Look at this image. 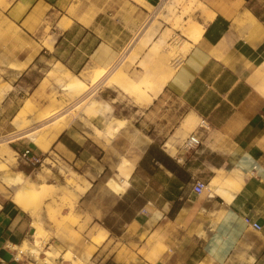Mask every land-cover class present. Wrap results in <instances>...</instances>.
Returning <instances> with one entry per match:
<instances>
[{
    "label": "crops",
    "instance_id": "obj_1",
    "mask_svg": "<svg viewBox=\"0 0 264 264\" xmlns=\"http://www.w3.org/2000/svg\"><path fill=\"white\" fill-rule=\"evenodd\" d=\"M199 1L214 16L206 19L201 12L203 33L197 43L172 67L164 64L166 74L158 85L159 70L135 79L140 88L146 81L151 84L150 102L137 100L146 111H169L168 101L176 100L185 110L183 120L191 114L209 127L197 124L194 130L181 122L178 134L192 130L196 142L174 147L162 136L146 139L125 187L120 192L105 189L96 197L90 195L93 183L107 168L82 160L91 139L79 141L66 132L62 141L59 137L51 143L69 168L85 164L97 176L87 178L90 186L78 205L81 222H87L84 234L92 232L90 244L100 229L106 232L100 245L92 244V264H264V19L253 0ZM154 4L0 0V76L12 79L35 63L50 61L56 65L50 71L54 81L61 69L74 77L94 64L106 70L143 41L148 42L146 54L163 42V31L148 35L145 28ZM54 87L64 93L57 81ZM214 178L228 192L234 185L237 192L230 201L207 188ZM197 182L207 186L201 193L194 192ZM245 217L261 229L248 226ZM34 233L28 212L0 194V264L32 263L31 256L18 258L15 247L31 242ZM155 233L167 249L148 260L139 250ZM51 242L61 253V264H70L63 256L71 245L54 237Z\"/></svg>",
    "mask_w": 264,
    "mask_h": 264
},
{
    "label": "rangeland",
    "instance_id": "obj_2",
    "mask_svg": "<svg viewBox=\"0 0 264 264\" xmlns=\"http://www.w3.org/2000/svg\"><path fill=\"white\" fill-rule=\"evenodd\" d=\"M154 1L155 6L152 15L145 28L149 31L148 35L150 33L155 35L156 32L163 31L162 34H159L163 42L154 44L144 54V51L147 50L148 42L143 41L141 44L126 50L116 61L121 63L115 62L113 64L114 66L118 64L116 71L123 72L126 80H133L129 82L132 84V87H129L130 94L118 91L117 84L113 78L108 85L101 86L98 90L96 89L100 97L99 101L103 104L108 103L111 106L113 118L116 124L120 125L113 134L104 133L102 121L93 119L90 114L87 115L89 119L91 118L89 126L84 124L83 121L77 120L78 118L73 117L81 103H76L79 98L76 101H72V98L65 92L62 94L57 93L54 86L56 81L60 85V79L56 81L52 79L53 73H50V71L56 66L52 64V61H50V65L45 62L35 63L33 68H31L32 70L24 71L21 75L12 79L0 76V143H2L3 139L9 141L5 145H0L1 199L14 200L18 194L14 177L19 176V171L23 174L25 173L24 175H30L29 181L35 176L45 175L48 182L47 186L42 190L43 192L41 191L40 194L36 195L35 200L30 203L32 209L28 214L32 218L35 233L33 240L26 242L25 246L35 245L39 248V251L37 254L34 251H31L32 253H23L33 259V262L28 264L62 263V260H59L61 258L60 251L52 242L49 243L51 237L56 240H63L71 245L63 256V261L65 260L70 264H92L91 257L95 250L92 244L100 245L106 237V232L100 229L99 237L92 238L90 240L92 244L89 243L88 240L92 232L88 231L87 235L84 234L87 222H81L78 207L79 197L87 191L86 189L83 192L88 184L87 178L93 179L97 176L87 172L85 164H81V167H75V171L81 177L74 178V180L70 179L71 171L74 170L69 168L62 160L56 143L50 145L44 151L37 148L29 138L16 139L21 131L31 125L29 120L37 119L40 112L44 110L48 100L53 99L65 105L62 113L58 114L63 115L69 109L72 111L65 117L70 120V124L64 133L69 132L79 141H84V138L89 139V141L91 139L90 142H86V151L82 160L84 162L91 161L94 164L98 161L100 164H98L99 170L102 169V166L107 168V171L97 178L96 183H93L94 187L91 190V197H96L99 192L108 188L113 189L115 192H120L117 184L121 183L122 177L128 178L132 163H135L146 139L162 136L172 143L174 147H181L185 145L188 138L195 136L196 132H192V130L178 134L177 130L184 118L185 110L176 100L170 99L168 101V105L172 106L171 110L168 109L169 111H166L163 109L150 113V111H146L147 107L144 103H141L142 101H137L138 97L134 88L140 87L135 80L138 76L145 73L151 74L156 70L160 71L156 78L158 85L161 78L166 74L161 69L164 64L172 67L174 62H179L189 52L186 53L184 50L186 44L184 42H194L184 30L192 22L201 23L203 14L200 7H203V3L199 0L194 2L193 0ZM175 1L177 3L180 2L177 4ZM251 4L255 10L263 14L264 0H253ZM262 14H259V16L264 19V14ZM167 27H170V29ZM167 38L172 39L170 44L166 43L165 40ZM6 53L9 54L8 51ZM139 58H142L141 62H138ZM95 66L98 65L94 64L92 68L87 67L78 73L75 79L67 77L68 79L65 78L64 80L69 81L70 87L77 81H83L86 86H92L91 89H93L97 83H91L87 80ZM109 69H106V71L111 72L112 68ZM108 75L109 73L105 74L102 71L99 77L102 80ZM85 88L88 89V87ZM91 89L87 90L86 93ZM96 90H91V95ZM27 101L33 104L34 111L28 109ZM197 135H199V132ZM8 137L11 139H8ZM96 144L99 145V148L95 146ZM26 149L31 150L32 157L40 161L38 163L35 162V164L23 163L18 157V153ZM14 173L17 174L13 176ZM110 180H113V183H110ZM31 211L33 212L31 213ZM35 219H37V222H34ZM36 223L37 225L35 226ZM159 239L161 238H159L158 233L153 234L147 241L146 246L139 250V254L143 257L145 256L148 260H153L157 253L163 254L167 248L161 245Z\"/></svg>",
    "mask_w": 264,
    "mask_h": 264
},
{
    "label": "bare ground",
    "instance_id": "obj_3",
    "mask_svg": "<svg viewBox=\"0 0 264 264\" xmlns=\"http://www.w3.org/2000/svg\"><path fill=\"white\" fill-rule=\"evenodd\" d=\"M194 1H196V0H193V2ZM10 3H11V1H10ZM171 6H173V5H171ZM191 8H193V7H191ZM195 10H197V9H195ZM200 10L206 16L207 19H211L214 16L213 13L208 12L206 10V8H204V7H200ZM168 15H170V14L168 13ZM184 31L192 39V41L194 43H196L200 39V37L203 33V26L197 22H192L186 27V30H184ZM184 43H186L185 49H184L186 52H188L189 49L194 44V43H190L188 41H185ZM116 63H118V62H116ZM119 63H121V62L119 61ZM118 64H116L115 66L112 65V67H111L112 69L110 68L111 72H107L108 70L107 71L103 70L99 66L94 67L92 74H90L88 76V80L91 83H97V85L93 88L94 90H96V89L98 90L101 86L108 85L110 83V80L113 78V80L117 84L116 87L120 91L127 93V94H130V88L129 87H132V84H130L129 82L133 81V80L132 79L126 80L125 79L126 77L124 76L123 72H117L116 71ZM102 71H104L105 74L109 73V75L101 80V77H99V74ZM168 71H169L168 73L172 72V70H168ZM67 77L69 79L72 77L74 79L76 78L73 76V74H70L69 72L65 71L64 69H61L58 78L61 81H63ZM145 84H146L145 88L135 87L134 90L136 91V95L138 97V100L144 99L148 104L150 102L148 92H149V90H152V88L150 86L151 85L150 82L146 81ZM59 87H60L61 91L67 93L72 98V101H76V99L79 98L76 101V103H81V104L78 106L77 112L73 114V117L78 118L77 120L83 121L84 124L89 126V124L91 122V118L89 119L87 115L90 114V117H92L93 119L98 120V121H102V123L104 125V129L103 128L102 129H103L104 133H107V134L112 133L113 134L114 132H116V128H118V126H120V125H117L115 122V119L113 118V115H112L113 112L111 113V111H112L111 106L108 103L103 104L102 102L99 101L100 97H99V94H97V90L95 91L94 94L91 95V90H93V89H91L92 86L89 87V86H86L85 82L77 81L72 87H70L69 81L68 82L65 81L62 83L60 82ZM85 87H88V89ZM86 89L87 90L91 89V90L86 93V91H87ZM26 105H27L28 109H30L31 111H34V108H33L34 106L30 101H27ZM64 109H65V105L62 102H57V101H54L53 99L48 100L44 106V110L40 112L37 119L33 118V119L29 120V121H31L30 124L32 125V127L30 125L29 127H27V129H24L23 131H21L16 139H21V138H25V137L29 138L37 148L46 151V149L48 147H50L51 143L54 141H57L59 139V137L65 132L67 127H69L70 120L65 118V117L67 115H69L70 113H72V111H70V109H69V110H66V112L63 115L58 114V113H62V111ZM85 112H86V116H85ZM198 121L199 120L196 116L190 114V115H187L185 117V119L182 121L181 125L183 128H189V129L194 128V130H196L197 124H200V126L203 128H206V129L209 128L206 124H204V122H198ZM36 123H38V124L35 125ZM101 132H102V130H101ZM4 138H6V137H4ZM9 138L10 137H8V139ZM11 138H12V136H11ZM192 140H193V138H192ZM8 142L9 141L7 139H3L2 143H0V145H5ZM166 146H167L168 151H173L172 145L170 143H167ZM15 174H17V173H14L13 176H15ZM18 174H19V176L14 177L15 178L14 181L16 184L15 188H16V190H18V194L16 195V197L14 198L13 201L23 211L29 212L32 209L30 207V203L33 202V200H35L34 199L35 196L41 193V191L47 186L48 182L46 180L45 175L44 176H35L29 181L30 175H24L25 173L23 174L20 171L18 172ZM79 177H81V176L76 171H71L70 179L74 180V178H79ZM219 178L221 180H224V178L221 176ZM220 179H218V178L212 179L211 183L208 185V187L207 186L206 187L211 189V190H214V192L217 195L223 196L227 201H230L231 198L234 197V194L237 192V190L235 189L234 185H232L229 189L230 192H228V189H226L220 183ZM126 180H127V177L121 178V180H120L121 183L117 184L118 191L119 190L121 191L125 187ZM224 181H226L225 183H227L229 186L232 184L231 179L230 180H224ZM109 182L113 183V180H110ZM89 186H90V183H88L86 185V188L83 190V192H85L86 189L89 188ZM232 187H234V188H232ZM32 212L33 211H31V213ZM34 222H37V219H35ZM36 225H37V223L35 224V226ZM15 248L18 250V254H17L18 258H20V254H23V253L25 254V252L32 253L31 251H34L35 254H37V252L39 251V248L35 245H32L29 247V246H25V244H24L22 246H16ZM13 249H14V247H13ZM44 260H46V259H44ZM48 263H50V262H47L46 264H48Z\"/></svg>",
    "mask_w": 264,
    "mask_h": 264
},
{
    "label": "built area",
    "instance_id": "obj_4",
    "mask_svg": "<svg viewBox=\"0 0 264 264\" xmlns=\"http://www.w3.org/2000/svg\"><path fill=\"white\" fill-rule=\"evenodd\" d=\"M159 1H163V0H159ZM192 138H193V140H192ZM187 141H188L187 143L192 144V143L196 142V139L194 136H191L190 138H188ZM18 157L25 164H35V162L38 163L40 161L39 159L32 157L31 150H29V149H26L23 152L18 153ZM205 188H206V186L204 183L197 182L196 185L194 186V192L201 193ZM244 222L248 226L252 227L255 230L261 229V225L258 222L252 220L250 217H245Z\"/></svg>",
    "mask_w": 264,
    "mask_h": 264
},
{
    "label": "trees",
    "instance_id": "obj_5",
    "mask_svg": "<svg viewBox=\"0 0 264 264\" xmlns=\"http://www.w3.org/2000/svg\"><path fill=\"white\" fill-rule=\"evenodd\" d=\"M59 140H61V141H62V140H63V137H60V139H59ZM67 145H68V143H67Z\"/></svg>",
    "mask_w": 264,
    "mask_h": 264
}]
</instances>
